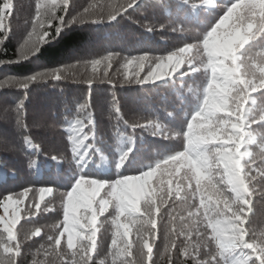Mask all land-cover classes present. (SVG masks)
<instances>
[{"label":"snow or ice","instance_id":"obj_1","mask_svg":"<svg viewBox=\"0 0 264 264\" xmlns=\"http://www.w3.org/2000/svg\"><path fill=\"white\" fill-rule=\"evenodd\" d=\"M139 3L140 0H128L126 5H113L107 22L122 18ZM177 7L199 9L216 19L207 30L196 35V43H184L166 57L147 54L121 57L118 51L105 50L104 54L77 58L74 63L45 68L23 79L0 81V89L9 85L25 93L37 82L65 79L83 83L89 90L71 108L65 107L61 122L65 147L73 165L67 176L71 188L63 194L64 218L55 226L58 234L48 235L47 240L48 250L62 264H97L94 254L99 252L98 233L102 227L97 224V217L109 208L114 213L109 246L113 264L117 261L137 264L134 251L137 243L142 246L141 264H155L153 245L158 238V215L162 206L171 202L174 207L176 201L186 207V216L181 215L177 223V217L169 212L171 227L165 230L161 253L167 257V264H176L177 253L183 257L182 264H264V233L257 237L249 230L253 198H264V160L260 166L253 167L255 160L250 151L256 145L264 155V0H225L223 4L215 0H181ZM34 9L31 31L17 50L22 60L34 57L40 46L48 43L52 33L46 25L54 27L55 35L59 36L65 29L83 23V14L89 11L84 8L83 14L71 15L70 0H35ZM13 12L14 4L10 0H0V33L5 36L10 34ZM104 22L103 16L91 20L93 24ZM257 42L258 46L252 47ZM115 61H120V67L125 69L119 81L121 85L143 86L156 82L176 85L179 79L183 95L186 82L191 80L186 91L194 98V109L174 129L156 119L129 124L121 114L115 93L117 82L111 79L109 71ZM146 68L151 70L142 75ZM96 83H106L111 88L108 103L115 120L117 142L115 150L108 155L99 147L91 93ZM25 103L26 97L15 105L16 123L25 132V145L35 147L23 122ZM168 115L174 116V113L168 112ZM121 125L130 127L132 135H126ZM138 128L165 141L179 139L182 150L168 151L154 164L138 163L134 153L137 139L134 134ZM121 141L127 146L122 148ZM33 166H38L35 161L29 163V168ZM105 168L115 169V179L93 176L92 169ZM129 170L138 175L126 174ZM157 170H160L158 175ZM11 177L0 171V183H6ZM102 190L104 196L100 195ZM28 191L26 188L19 194L0 195L3 209L0 264H20L24 243L17 225L35 215L32 212L20 215L21 197ZM35 207L41 210L39 203ZM133 230L136 239H129ZM40 235L41 228L36 227L25 240Z\"/></svg>","mask_w":264,"mask_h":264},{"label":"trees","instance_id":"obj_2","mask_svg":"<svg viewBox=\"0 0 264 264\" xmlns=\"http://www.w3.org/2000/svg\"><path fill=\"white\" fill-rule=\"evenodd\" d=\"M10 2L14 4L10 34L5 36L0 33V81L9 78L23 79L45 68L74 63L77 58H91L104 54L105 50L118 51L121 57L129 54L166 57L169 52L176 51L184 43H196V35L207 30L210 23L216 19L215 16L199 9L181 10L177 7L181 0H140L139 6L128 9V13L122 18L107 22V14L112 6L126 5L128 0H70L71 15H76L78 12L83 14L84 8L89 9L87 14H83L84 22L65 29L59 36L55 35L54 27L48 28L46 25L47 30L52 33V36L47 38L48 43L42 44L40 51L34 57L22 60L17 55V50L24 42L27 33L31 31L35 0H10ZM215 2L223 4L225 0H215ZM101 16L105 19L104 23H91L92 19H100ZM161 25L164 27L162 28ZM148 28L152 31H148ZM258 43L252 47L258 46ZM255 51L256 49H253V52ZM120 63L115 61L109 71L111 79L117 82L115 93L119 98L121 114L129 124L156 119L170 129H174L181 123V118L194 109V98L186 91L187 85L192 84L191 80L186 82L183 95L179 89L182 82L179 79L176 85L170 82H156L143 86L121 85L119 81L123 78L125 69L120 67ZM150 70L146 68L142 75ZM202 79L203 75L200 76V80ZM88 91L86 85L74 82L72 79L40 81L30 85L27 93L9 85L0 89V171L12 176L6 183H0V195L8 192L19 194L27 188L29 191L21 197L20 215L35 213L27 220L22 219L17 225L20 239L24 243L20 264H33L34 261L36 264H62L59 257L48 250L47 240L48 235L58 234L55 226L64 218L63 194L71 188V181L67 176L71 174L70 168L73 165L70 163L71 154L65 147V134L61 122L65 115V107L71 108L77 101L85 98ZM110 92L111 88L106 83H96L91 89L100 136L99 147L104 150V155L114 151L117 142L115 120L110 115L111 106L108 103L111 99ZM25 97L23 122L28 126L27 135L35 147L25 145L23 140L25 132L16 123L15 105ZM6 108L8 111H5ZM168 112H173L174 116H169ZM121 130L126 135H132L130 127L121 125ZM257 132L259 133L260 130L258 129ZM134 135L137 138L134 153L138 163L154 164L168 151L182 150V141L179 139L165 141L158 136L154 137L150 131L139 128ZM126 146V142L121 141V147ZM250 151L255 160L253 167L260 166L264 160L260 148L253 145ZM32 161L38 166L29 168V163ZM91 171L94 177L115 179L114 168ZM159 172L160 170H157L156 174L158 175ZM126 174L138 175L132 170L127 171ZM164 178L168 180L167 175ZM168 186L166 183L165 189ZM41 188L51 191L41 192ZM100 195L104 196L103 190ZM253 200L252 211L249 213L251 218L249 230L259 237L264 233V198L256 196ZM36 203L40 204L41 210L36 209ZM28 205L31 207L27 208ZM169 212L177 217L179 223V217L186 216V207L179 201L175 202L174 207L171 202L162 206L161 214L158 215V238L153 245L155 264H167V257H162L161 253L164 251L165 230L171 227ZM80 214H84L83 210ZM113 215L112 209L109 208L107 212L97 217V224H102L98 233L101 245L98 254H94L97 264L100 261L113 264V257L109 255L114 231ZM36 227L41 228V235L25 240V236L30 235ZM129 239H136L134 230ZM63 241L67 251L66 234ZM141 250V244L137 243L134 249L137 264H141L143 259ZM176 255V264H182L183 257L178 253ZM116 264H119V261Z\"/></svg>","mask_w":264,"mask_h":264},{"label":"rangeland","instance_id":"obj_3","mask_svg":"<svg viewBox=\"0 0 264 264\" xmlns=\"http://www.w3.org/2000/svg\"><path fill=\"white\" fill-rule=\"evenodd\" d=\"M2 215H3V209H2Z\"/></svg>","mask_w":264,"mask_h":264}]
</instances>
